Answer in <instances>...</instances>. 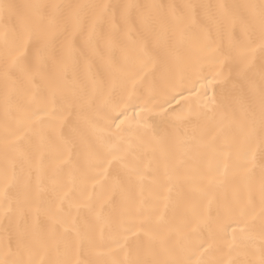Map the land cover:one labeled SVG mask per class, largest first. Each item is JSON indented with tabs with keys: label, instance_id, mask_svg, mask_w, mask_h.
<instances>
[{
	"label": "bare ground",
	"instance_id": "obj_1",
	"mask_svg": "<svg viewBox=\"0 0 264 264\" xmlns=\"http://www.w3.org/2000/svg\"><path fill=\"white\" fill-rule=\"evenodd\" d=\"M0 264H264V0H0Z\"/></svg>",
	"mask_w": 264,
	"mask_h": 264
}]
</instances>
